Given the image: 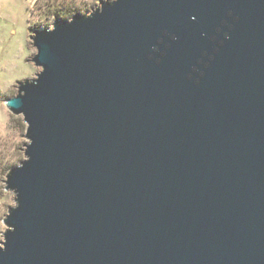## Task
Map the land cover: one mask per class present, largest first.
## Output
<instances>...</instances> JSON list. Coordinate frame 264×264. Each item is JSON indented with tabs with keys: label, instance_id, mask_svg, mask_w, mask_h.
Returning <instances> with one entry per match:
<instances>
[{
	"label": "water",
	"instance_id": "obj_1",
	"mask_svg": "<svg viewBox=\"0 0 264 264\" xmlns=\"http://www.w3.org/2000/svg\"><path fill=\"white\" fill-rule=\"evenodd\" d=\"M29 38L0 264H264V0H99Z\"/></svg>",
	"mask_w": 264,
	"mask_h": 264
},
{
	"label": "rangeland",
	"instance_id": "obj_2",
	"mask_svg": "<svg viewBox=\"0 0 264 264\" xmlns=\"http://www.w3.org/2000/svg\"><path fill=\"white\" fill-rule=\"evenodd\" d=\"M98 4L99 0H0V241L5 230L2 220L15 204L13 193L4 189L5 174L24 159L26 142V124L21 115L10 113L4 100L16 93L17 81L33 78L40 70L30 61L36 49L29 35L33 29L50 27L53 9L88 13ZM5 166L7 170L1 171Z\"/></svg>",
	"mask_w": 264,
	"mask_h": 264
},
{
	"label": "trees",
	"instance_id": "obj_3",
	"mask_svg": "<svg viewBox=\"0 0 264 264\" xmlns=\"http://www.w3.org/2000/svg\"><path fill=\"white\" fill-rule=\"evenodd\" d=\"M70 14H72L71 10L68 8H61V9H53V16L56 17H68ZM6 166L2 167L3 172H5L7 170Z\"/></svg>",
	"mask_w": 264,
	"mask_h": 264
}]
</instances>
